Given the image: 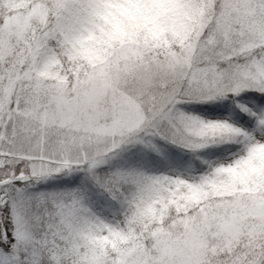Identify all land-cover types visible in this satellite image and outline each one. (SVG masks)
<instances>
[{
  "label": "snow or ice",
  "instance_id": "6c2138e0",
  "mask_svg": "<svg viewBox=\"0 0 264 264\" xmlns=\"http://www.w3.org/2000/svg\"><path fill=\"white\" fill-rule=\"evenodd\" d=\"M102 9L0 0V264H264V192L209 189L264 147V0H176L93 63Z\"/></svg>",
  "mask_w": 264,
  "mask_h": 264
},
{
  "label": "rangeland",
  "instance_id": "374dc122",
  "mask_svg": "<svg viewBox=\"0 0 264 264\" xmlns=\"http://www.w3.org/2000/svg\"><path fill=\"white\" fill-rule=\"evenodd\" d=\"M100 25L96 35H90L82 43L77 54L89 62L102 59L104 46L113 42L135 40L143 34L148 39H159L165 31L178 34L184 28V21L176 11V0H103L99 13ZM222 178L209 182L212 195L249 194L255 199L257 192H264V147L256 148L252 154L239 163L222 166ZM208 191L189 189L188 198L203 199ZM264 209V199L256 201Z\"/></svg>",
  "mask_w": 264,
  "mask_h": 264
},
{
  "label": "trees",
  "instance_id": "16d2710c",
  "mask_svg": "<svg viewBox=\"0 0 264 264\" xmlns=\"http://www.w3.org/2000/svg\"><path fill=\"white\" fill-rule=\"evenodd\" d=\"M183 195H184L185 200L196 201V200H192V199L188 198L187 193H184Z\"/></svg>",
  "mask_w": 264,
  "mask_h": 264
}]
</instances>
